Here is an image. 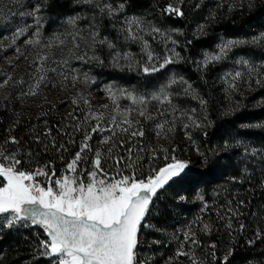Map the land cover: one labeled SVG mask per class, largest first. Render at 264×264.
<instances>
[{
	"label": "trees",
	"instance_id": "1",
	"mask_svg": "<svg viewBox=\"0 0 264 264\" xmlns=\"http://www.w3.org/2000/svg\"><path fill=\"white\" fill-rule=\"evenodd\" d=\"M118 1L125 3L127 12L140 14L142 17L149 18L152 13L161 11L164 22L176 32L183 34L180 37L181 47L179 48L182 62L179 65L172 63L170 66L176 68L177 73L183 76L194 89L197 88L203 96L194 99L192 95L186 94L178 99V104L186 107L188 113L203 125L197 128L190 124L188 131L200 152L206 154L207 162L204 166L191 167L181 177L171 181L170 186H166V189L154 198L145 219L146 225L149 226H142L139 232L137 259L145 260L143 244L151 239L154 242L152 245L154 252L162 256L163 262H167L169 257L175 255L183 242L184 231L180 233L179 226L190 221V230L195 233L200 245L185 244L184 250L194 252L203 264H221V260L226 255H228V264H264L263 176H256V174L241 176V173L235 171L234 155L229 151L233 142L245 141L254 144L256 148L264 152V130L248 125L252 112L245 108H238L230 113L220 109L217 101L208 93L209 75L195 66L196 58L198 59L200 53L213 49L215 44L213 39L217 35L221 34L229 38L248 37L246 35L255 28L252 26L263 22L259 17L262 11L264 12V3L258 1L254 10L244 8L231 12L225 9L211 11L208 3H201L199 9H196L195 5H186L182 8L183 16L173 17L171 14H165L163 9L167 4L174 3V0ZM66 9L64 5H59V0H52L49 12L58 13ZM101 23L103 29L109 27L106 21L102 20ZM197 24L203 25L206 35L200 33L201 29L197 30ZM110 39L115 40L116 34L112 33ZM258 53H260L258 50L247 52L253 55ZM132 76L139 79L142 77V75ZM156 77L158 76L149 80L157 79ZM182 90L178 91L179 94H182ZM200 99L207 103L202 106L199 103ZM192 109L196 111L192 112ZM45 113L41 121H35L30 113H23L18 119L14 118L10 111L0 109V147L4 151H12L21 160L18 167L22 170L34 171L38 167L43 168L48 165L49 167L45 170L50 174L55 171L54 178H60L68 174L66 164L79 150L83 135L82 132L75 130L76 122L71 117L59 116L51 110ZM243 123L245 125L241 127ZM49 129H51V136H46L45 133ZM9 136H15L19 144L4 143ZM37 137L39 140L36 139ZM143 140L140 139L136 142L137 145H134L129 140L117 138V144L123 141L124 147H116L109 154L110 146L98 147L97 134L92 136V139L88 141L92 151L86 150L82 154L83 159L77 169V173L81 174L79 179L88 181L87 171L92 170L90 161L94 159V152L97 150L104 155L102 167L108 177H117L118 172H126L128 175L135 172L138 177H143L152 167H162L168 162L164 158L167 153L158 151L155 153L156 163H152L149 169L145 167L144 159L147 158L148 152L140 150ZM53 141L56 145H64V148L57 151L52 147ZM128 148H132V156L137 166L134 168H126L123 164L117 166L116 159L123 157L127 160ZM222 148L227 153H219ZM176 153L170 150L168 156L174 154L182 159L178 151ZM147 160L145 162H148ZM36 180L42 186H48L46 182L42 183L43 177ZM179 196H184L186 199L181 200ZM198 196L206 198L208 207L194 217L192 211L197 209L196 201L192 206L189 203L191 199H198ZM233 212H238L239 215H233ZM180 213H184L186 218L181 219ZM2 221L3 217H0V222ZM204 224L210 225L212 229L210 233L202 230ZM229 224L231 227L228 226ZM241 224L244 225L243 229L240 227ZM257 232L260 233L259 237ZM42 239H46L43 229L29 223L27 226L17 225L11 230L0 231V264H51L50 258L40 254L39 241ZM210 244H215L216 247L210 248ZM212 252L216 254L215 259L211 256ZM171 264H191V261L186 257H179Z\"/></svg>",
	"mask_w": 264,
	"mask_h": 264
},
{
	"label": "snow or ice",
	"instance_id": "2",
	"mask_svg": "<svg viewBox=\"0 0 264 264\" xmlns=\"http://www.w3.org/2000/svg\"><path fill=\"white\" fill-rule=\"evenodd\" d=\"M78 2L94 7L100 15L107 16L110 20L117 17L125 9V3L114 6L112 3H101L100 0H78ZM182 2L183 0H176V3L167 4L163 9L164 13L183 16L184 13L179 6ZM232 7L230 5V8ZM40 12V5H36L33 6L31 12L27 13V15L33 17L36 25L32 35L25 41L29 46H37L42 43L40 31L42 24L41 17L38 15ZM80 19V15L67 17L65 23L73 30L67 33L56 34L54 38L48 40L43 45L47 49H63L69 44L71 47H68V56L60 60L55 58V53L52 54L51 58L49 55L39 56L35 61L37 64L36 72L39 75L33 83L28 85L27 91L23 95H38L40 85L48 80L47 73L49 71L63 77L64 81L75 86V83L80 79L79 75L73 74L69 77L67 72L58 70L62 68L69 69V71L75 73L76 70L69 67L71 59L84 63L91 60L103 63V60L96 55L95 49L97 44L110 50L113 66L120 67V61L127 60L129 61L128 66L131 67L130 53L122 54L107 36L101 37L100 31L94 22L89 23V28L92 30L88 34V38L91 40L92 55H89L88 51H84L83 53L77 51L81 48V41L88 42V38L80 34L82 30L77 25V21ZM200 28L202 30L203 25ZM24 31L23 28L19 29L14 34L11 43L14 44L15 39L24 34ZM120 31L125 34V40L142 43L147 55V61L143 65H140V68L145 74L159 72L179 58V54L175 53L174 49L169 50L173 55H166L163 58L153 57L152 53L148 50V42L143 39L141 33L147 31L150 34H161V29L155 26L149 27L148 22L143 17H125ZM261 42H264V34L254 37L251 41V43ZM172 43L176 44L177 42L173 40ZM241 43H244V41L235 39L224 40L218 45L219 54L206 55L202 66L207 67L209 63L221 59L233 47L239 46ZM0 47L5 46L0 43ZM16 51L19 52V49L17 48ZM49 61L56 66L51 68L45 67ZM237 63L243 64L250 75L257 72V68L249 64L247 60H239ZM231 75L232 80L235 81L240 79L243 73L235 71ZM89 79L85 73L84 82L87 83ZM11 80L12 77L10 75L7 76L0 82V88L7 86ZM178 82L187 84L182 78L180 81L173 78L167 86L161 87L158 93H153L151 99L161 105L164 103L171 105L172 93L168 92L167 88ZM256 83H261V79L258 78ZM52 86L55 87V84ZM64 86L67 87V83ZM230 87H235V84L230 82ZM105 91L109 101L114 106L113 112L115 113L107 119L103 112L91 107L90 101L82 93H77L71 100V103L83 112L82 119L74 115L76 109L69 113L72 120L76 121L74 125L75 130L82 132L83 135L79 150L71 161L66 164V171L71 173V175L65 174L52 181L51 177L56 176V173L52 171L50 174L46 171L45 169L49 167L48 165H45L43 168L38 167L34 171L22 170L18 167L21 164V160L13 153L6 154L4 149L0 147V178H2V183H0V217H3V221L0 222V231L4 229L11 230L17 225L27 226L29 221L31 225H38L43 229L46 236V239L39 241L40 254L50 258L51 264H148L147 259H137L140 229L142 226H149L146 225L145 219L154 198L158 196L159 192L165 190L166 186H170L171 181L181 177L189 167V161L181 160L174 154L170 157L166 154L165 159L168 162L162 167L150 169L149 173L143 177H137L135 172L131 175H124L118 172L119 178L108 177V174L102 167L104 155L101 151L97 150L94 152V159L90 161L92 170L87 171L88 181L84 182L82 179H79L81 174L77 173V168L83 159L82 154L86 150L92 151L88 141L92 139L93 134L110 133L108 137L102 139V143L106 144L111 141L108 149L109 154L116 147H124L123 141L117 144L116 138L118 135L127 134L131 137H143L145 135L144 130L140 127H136L129 132L133 124L136 123L138 125L139 121L133 122L129 119L131 109L124 112L120 111L118 104L119 96H126L134 105H145V109L138 111V116L154 119L146 111L147 98L133 95L124 90L114 91L112 87L106 88ZM184 92L186 94L191 92L192 97L196 98L195 91L191 89L190 84L187 85ZM81 102L88 107L86 109L80 108ZM199 103L203 106L207 102L200 99ZM101 107L107 110L109 105L104 104ZM174 111H178V109H174ZM195 111V109H192V112ZM117 115L120 119H117ZM180 115L186 116L190 124L197 128L203 126L187 112H180ZM166 123H169L167 119L164 122L157 123L156 127L162 132L165 129ZM190 124L185 123L184 128L187 129ZM174 126L175 121L172 122L167 131H173ZM161 132H157V135H160ZM45 135L51 136V129ZM186 136L188 139H191L188 133H186ZM36 139L39 140V137ZM4 143L19 144V141L15 136H9ZM45 147L47 149V145ZM52 147L59 151L64 148V145H56L53 141ZM140 150L151 151L152 159H155V149H145L142 147ZM161 150L167 153V149ZM127 151V160L120 157L115 160V163L117 166L123 164L126 168H134L137 165L136 160L132 156L133 150L132 148H128ZM175 151L176 149L173 148L172 152L175 153ZM196 151L198 155L203 157L201 163H206V154L201 153L198 148ZM37 176L48 177L50 186L45 187L38 183L36 180ZM197 198L203 200L202 196H198ZM179 199L184 200L186 198L179 196ZM241 204H243V201H241ZM204 207H207L206 203ZM229 210L231 211V209ZM233 215H239V213L233 212ZM228 226L231 227V224ZM240 227L243 229L244 225L241 224ZM202 230L210 233L212 229L209 224H204ZM259 236L260 233L257 232V237ZM185 244L200 245L195 233L190 229L184 233L183 242L178 247L175 255L168 258L166 264H171L173 260L179 257L188 258L191 264H203V261L197 258L194 252L184 250ZM209 247L214 249L216 245L210 244ZM229 255H231V250H229ZM211 256L215 259V252H212ZM221 264H228V255L223 257Z\"/></svg>",
	"mask_w": 264,
	"mask_h": 264
},
{
	"label": "rangeland",
	"instance_id": "3",
	"mask_svg": "<svg viewBox=\"0 0 264 264\" xmlns=\"http://www.w3.org/2000/svg\"><path fill=\"white\" fill-rule=\"evenodd\" d=\"M174 1V3H176V0ZM200 1L201 2L196 0H183L182 4L179 6L182 9L183 7H186V5H195L196 9H199L198 7L201 3H208V7L211 11L225 9L226 11L231 12L244 8L254 10L258 1L264 3V0ZM100 2L112 3L114 6H118L121 3L118 0H100ZM36 5H40L41 7V12L38 15L41 17L42 24V27L40 28L42 43L37 46H29L25 43V41L32 35L36 25L33 17L27 15V13L31 12L33 6ZM51 5L52 0H0V43L5 46L0 47V82H2L9 75L12 77V80L9 81L7 86L0 88V109L10 111L14 115V118H18L19 115L23 113H30V115L35 118V121H41L45 112L50 110L54 111L59 116L70 117L69 113L76 109L74 115L81 117L82 119L83 112L77 109L76 105L71 103V100L77 95V93H82L90 101L91 107L103 112L105 118L107 119L115 113L113 112L114 106L109 101L105 89L112 87L114 91L124 90L128 93H132L133 95L147 98L146 111L150 116L154 117V119H146L138 116V111L145 109V105H134L126 96H119L118 104L120 106V111L124 112L131 109L129 119L133 122L139 121L138 125L136 123L133 124V127L129 129V132L134 130L136 127H140L144 130L145 135L143 137H131L127 134H120L117 138L129 140V142H132L134 145H137L136 142L140 141V139H144L145 141L143 140L141 143L143 148L155 149L156 152H163L161 149H167V155L170 150L175 148L179 153L178 155L182 157L181 160L190 162L188 169L185 170V173L193 166H204V163H201L203 157L198 155L196 151L199 147H197L188 131L190 126L187 129L184 128V124H190V122L187 120L186 116L180 115V112L188 113V109L186 107L180 103L178 104V99L181 96L186 95L184 89L187 87L188 83L184 84L178 82L167 88V91L172 93L171 105L167 103L161 105L157 101L152 100V94L158 93L161 87L167 86L173 78L177 81H180L181 78L184 81L185 79L177 73L178 71L176 68H172L170 66L171 64L167 65L159 72L150 74L143 73L140 65H143L147 61V55L143 49L142 43L125 40V34L120 31L125 17L142 16H140V14L127 12L124 9V11L117 17L110 20L107 16L100 15L94 7L79 3L78 0H59V5H64L67 9L61 10L58 13L49 12ZM230 5L233 7L230 8ZM74 15L81 16V19L77 21V25L82 30L80 34L85 38H88V34L92 30L89 28L90 22H94L95 26L100 31L101 37L107 36L108 39L111 40V34L115 33L116 39L111 41L116 45L117 49L122 54L130 53V60L132 62L131 67L128 66L129 61L127 60H121L120 67L113 66L111 62L112 58L110 50L107 47H101L97 44L95 49L96 55L103 60V63H99L95 60L84 63L71 59L69 61V67L70 69H75V73H72L69 69L62 68L58 70L67 72L69 77L73 74L79 75L80 79L75 83V86L64 81L63 77L49 71L47 73L48 80L40 85L38 95H23V93L27 91L28 85L33 83L35 78L39 75V73L36 72L37 64L35 63L39 56L49 55L51 58L52 54L55 53V58L57 60L68 56V47H71L70 44L63 49H47L43 45L47 43L48 40L54 38L56 34L72 31L73 29L65 23V19ZM171 15L173 17L176 16L175 14ZM260 16L261 17H259V19L263 22L261 24L253 25L252 27L255 28H253L252 32H249L246 35L248 37L242 36L238 38H229L221 34L217 35V37L213 39L215 41L213 49L200 53L198 59L196 58L195 66L209 75L208 93L211 95L212 99L217 101L220 109H224V111H228L230 113L231 111L234 112L238 110V108H245L247 111L252 112V118L248 125H253L264 130V42L251 43L254 37L264 34L263 11ZM143 18L148 22L149 27L155 26L161 29V34H150L147 31L141 33L143 39L148 42V50L152 53L153 57L163 58L166 55H173V53L169 50L174 49L175 53L179 54V58L175 59L173 64L179 65L182 62L180 57L181 53L179 51V48L181 47L180 37H182L183 34L176 32L164 22V15L161 11L152 13L149 18ZM102 20L103 22H107L109 25L108 28L103 29V25L101 23ZM200 26L201 24L196 25L197 30L201 29ZM21 28L25 30L24 34L16 38L14 44L11 43L14 34ZM200 33L205 34V28H203ZM229 39L241 40L244 41V43L233 47L232 50L228 51L221 59L209 63L207 67H203L202 62L204 61L206 55L219 54L218 45H220L224 40ZM173 40L177 43L173 44ZM90 45V38H88L87 43L81 41V48L77 51L80 53L88 51L89 55H92ZM17 48L19 49V52L16 51ZM249 50H258L260 53L254 55L247 54ZM239 60H247L249 64L254 65L257 68V72L250 75L247 68L243 64L237 63ZM55 66L56 65H53L50 61L45 65L47 68ZM168 66H170V68ZM235 71H241L243 75L240 79L233 81L231 74ZM85 73L90 78L87 83L84 82ZM132 75H142V77L139 79L134 78ZM155 76H158L156 77L157 79L149 80ZM144 77L145 79H143ZM258 78L261 79V83L259 84L256 83ZM230 82L234 83L235 87H230ZM66 83L67 87L64 86ZM53 84H55V87L52 86ZM180 89H183L182 94H179L180 92H178ZM191 89L195 91L196 99L203 97L197 88L194 89L191 85ZM260 92L262 94H259ZM187 95L191 96V92L187 93ZM6 97L7 99H5ZM104 104L109 105L107 110L101 107ZM87 107V105H84L81 102L80 108L86 109ZM174 109H178V111H174ZM117 119H120L118 115ZM166 119L169 123L165 124V129L161 132L156 125L157 123L164 122ZM173 121H175L174 130L168 132L167 129L172 125ZM93 123L95 122L93 121ZM244 125V123L241 124V127ZM125 127H127V125H125ZM157 132H161V134L157 135ZM186 133L191 136V139L187 138ZM96 134L99 139L96 143L98 147H108L111 145V141L107 144L102 143V139L108 137L110 133H95L93 136ZM223 149L224 148L220 149L219 153H227L226 150ZM245 149H247V151H245ZM145 151L148 152V156L144 159V165L149 169V167H152L151 164H155L156 162L152 159V152L147 150ZM229 151H231L234 155L233 159L235 162L234 166L236 167V172L241 173V176L245 177L252 174H256V176L261 175L264 180L263 151L256 148L254 144L245 141L233 142L230 145ZM5 153L7 154L13 152L7 150ZM148 158L149 160H147ZM146 160L148 162H145ZM122 174L128 175L126 172ZM67 175H71V173L68 172ZM136 176L138 177V174H136ZM42 177L43 176H37L36 179H41ZM116 178H119L118 175ZM55 179L58 178L51 177L52 181ZM43 181L50 186L49 178L43 177L42 183ZM202 197L203 200L194 198L190 200V203L188 202L192 206L196 201L195 204L197 205V209L192 211V215L194 217L205 210V203L208 207V202L205 200L206 198L204 196ZM180 214L182 216L181 219L186 218L184 213ZM28 223L31 224L30 221ZM190 223V221L189 223L186 221V223L184 222L181 224V226H179L180 228L178 227L180 233L188 231L190 229ZM184 227L186 228L182 229ZM153 244L154 242L151 239L144 242V259L148 260V264H166V261H162V256L155 253L152 249Z\"/></svg>",
	"mask_w": 264,
	"mask_h": 264
},
{
	"label": "water",
	"instance_id": "4",
	"mask_svg": "<svg viewBox=\"0 0 264 264\" xmlns=\"http://www.w3.org/2000/svg\"><path fill=\"white\" fill-rule=\"evenodd\" d=\"M152 205V204H151ZM147 217V216H146Z\"/></svg>",
	"mask_w": 264,
	"mask_h": 264
}]
</instances>
